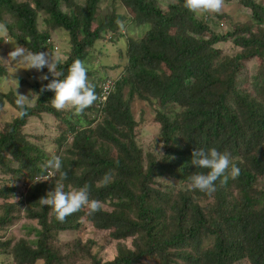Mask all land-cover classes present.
I'll return each mask as SVG.
<instances>
[{
	"label": "trees",
	"instance_id": "1",
	"mask_svg": "<svg viewBox=\"0 0 264 264\" xmlns=\"http://www.w3.org/2000/svg\"><path fill=\"white\" fill-rule=\"evenodd\" d=\"M102 1L0 0V23L17 44L33 52H52L51 33L66 32L70 56L57 62L64 79L74 60L88 66L95 43L120 32L125 18L116 13L100 17ZM121 1L134 13L142 37L128 41L124 74L115 81L106 77L95 87L101 99L92 110L101 113L98 119L88 118L91 106L81 116L52 107L55 93L41 91L54 79L47 67L42 71L48 80L31 86L39 96L27 115L20 116L14 93H0V111L9 103L19 114L0 133V170L12 175L0 187V255L14 264H142L150 258L159 264H264V65L250 83L254 93L238 85L245 62L264 60V5L239 0L252 19L218 34L189 12L184 0L166 9L159 0ZM2 42L0 37V49ZM221 43L239 51L226 54L217 48ZM6 74L0 61V78ZM134 99L154 109L161 130L158 155L145 156L137 144ZM44 113L62 124L55 143L61 148L56 155L62 160L60 171L68 173L65 191L89 184V199L110 209L92 212L85 206L61 222L39 203L54 190L60 172L42 167L52 157L28 141L23 129L31 117ZM197 148L227 151L239 176L229 177L224 186L217 181L211 196L190 190L187 177L208 171L191 164ZM105 174L107 183L102 182ZM21 176L27 180L26 195L14 203L18 187L13 178ZM165 179L176 185L156 188ZM83 220L118 242L113 259L100 251L93 254L92 243L83 245L80 239L71 249L72 243L53 245L52 240L61 241L59 234L78 232Z\"/></svg>",
	"mask_w": 264,
	"mask_h": 264
},
{
	"label": "rangeland",
	"instance_id": "2",
	"mask_svg": "<svg viewBox=\"0 0 264 264\" xmlns=\"http://www.w3.org/2000/svg\"><path fill=\"white\" fill-rule=\"evenodd\" d=\"M76 1L83 3V0ZM177 1L178 0H159L163 9H166L167 5L170 3H176ZM258 1L264 5V0ZM62 8L64 9L65 6L63 5ZM114 13L125 18V20L121 22L120 32L116 33L114 36L106 35L102 40L96 42L92 48L93 56L90 55L88 57V80L90 83L95 85V87L101 85L102 81L105 80L106 77L115 81L124 74L127 66L128 41L130 39L140 40L142 37H140L142 34L140 31L141 29H138V26L135 24L134 13L121 0L102 1L100 4L99 16L105 18L114 15ZM196 17L201 21H207L210 28L218 34H225L233 31L235 27H242L243 24L246 25V23L252 19L251 11L243 7L239 0L224 2L223 8L219 13H202ZM5 19L9 23L14 22L8 16H5ZM42 20L43 18L40 17L39 23L41 27H44ZM93 27L96 28L97 23L94 24ZM51 34L54 45L56 46L52 52H48V55L56 63L58 61L64 63L70 56L71 52L70 37L66 32L60 31L52 32ZM0 37L3 38L0 49V61L7 68V74L0 78V93H14L15 96H17L16 94L26 95L30 98V105H36V100L39 95L32 93L33 91L31 86L34 85V83H38L42 86L45 80H41L40 77L46 74L42 70L37 71L35 69H26L22 65L9 59V53L19 44H17L13 38L9 36L7 28L5 31L0 32ZM217 48L223 49V52L229 55H234L239 51V49H235L231 43H221L217 46ZM244 65L245 67L240 70L241 72L238 78V85L247 92L254 93L253 84L251 85L250 83L258 76V71L261 68V65H264V60L262 61L259 58H255L245 62ZM127 93L128 89L124 91V98L126 99ZM156 106L157 105H155V107ZM93 108L94 106H91V111L87 113L88 118L90 117L93 120L98 119L101 113L99 114L96 110H92ZM131 109L134 119L139 122V126L136 129V140L139 148L143 150L145 156L152 152L158 155V151H160V149H157L156 144L161 130L160 125L155 121L154 109L141 102L139 99L133 100ZM18 115V112L9 103H6L4 109L0 111V133L2 132L5 124L12 122ZM96 124L97 123L94 125ZM61 125V121L56 117L44 113L40 117H31L23 129V134H25L28 141L42 148L44 154L49 157H53L61 151L60 146L55 143L56 139L62 133V130L60 129ZM86 126L87 125H85V127ZM88 127L90 126H87L86 128ZM70 136L72 137V135ZM144 159L146 162V158ZM14 166L16 167V165ZM11 178V174H6L3 170H0V187L4 185L7 179ZM13 179V185L18 187V191L16 192L18 197L13 201L14 203H18V201L26 195L25 184L27 180L23 176L17 178L14 177ZM174 184L176 185V183L174 181H170V179L160 180L156 188L163 191L164 187L167 185L173 186ZM261 185H264V181ZM179 187L180 185H177V190ZM1 203L2 201H0V204ZM201 204L206 206L207 202H202ZM103 207L104 209H110L107 205H103ZM24 209L25 208L22 207V213L18 214L21 218L24 217ZM22 220H20V223H22ZM82 222V227L78 232L59 234L61 241L52 240L53 245L58 247L64 243L67 247L68 243H72L70 245L71 249L74 244V240L80 239V242L83 245H86L89 242L92 243L91 246L93 247V254L96 253V251H100V253H102L101 256L105 259H113L119 245L118 242L110 239L108 231H97L90 223L85 220ZM19 227L20 226H16L14 229L17 232H20ZM6 234H8V232ZM128 245L130 246V243ZM100 246H102V248H98ZM81 261L86 263L83 259H80L79 263ZM0 264H14V260L9 256L0 255ZM39 264L42 263L39 262ZM142 264L159 263L155 258H150Z\"/></svg>",
	"mask_w": 264,
	"mask_h": 264
},
{
	"label": "clouds",
	"instance_id": "3",
	"mask_svg": "<svg viewBox=\"0 0 264 264\" xmlns=\"http://www.w3.org/2000/svg\"><path fill=\"white\" fill-rule=\"evenodd\" d=\"M224 5V0H184V7L196 16L202 13H219ZM5 25L0 24V32L5 31ZM9 59L22 65L26 69L37 71L48 68L49 73L54 77L41 91H53L54 98L51 105L56 110H72L73 115L81 116L87 108L94 102L101 99L95 91V85L88 80V67L79 58L74 60L68 69L64 79L63 72L57 71L58 64L49 57L48 53L33 52L23 46H15L9 53ZM41 80H48V76L40 77ZM108 88L110 85L108 84ZM16 104L20 109V116L27 115V107L30 106L29 96L16 94ZM106 97L103 98V102ZM191 164L196 169H207L205 172H195L187 177L190 190H198L211 196L216 190V182L221 186L227 184L229 177L235 179L240 174V169L232 164L230 153L220 152L216 148H197L192 152ZM44 169L53 172H60L54 190L49 191L46 197H42L39 203L48 206L55 214L56 219L64 222L66 217L80 211L87 206L92 212L100 211L103 207L101 201L90 200V185L85 184L78 190L65 191L64 181L68 178V173L60 171L62 160L59 156H53L42 166ZM230 169V172H229ZM109 174H105L103 181L107 183ZM39 264V260L37 261Z\"/></svg>",
	"mask_w": 264,
	"mask_h": 264
}]
</instances>
